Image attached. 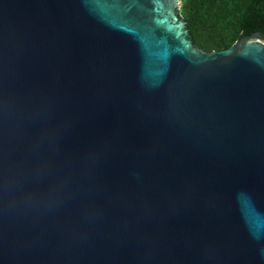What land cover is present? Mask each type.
<instances>
[{
    "label": "water",
    "instance_id": "1",
    "mask_svg": "<svg viewBox=\"0 0 264 264\" xmlns=\"http://www.w3.org/2000/svg\"><path fill=\"white\" fill-rule=\"evenodd\" d=\"M179 3L0 0V264H264V34Z\"/></svg>",
    "mask_w": 264,
    "mask_h": 264
},
{
    "label": "trees",
    "instance_id": "2",
    "mask_svg": "<svg viewBox=\"0 0 264 264\" xmlns=\"http://www.w3.org/2000/svg\"><path fill=\"white\" fill-rule=\"evenodd\" d=\"M195 47L225 49L243 33L264 34V0H179Z\"/></svg>",
    "mask_w": 264,
    "mask_h": 264
}]
</instances>
